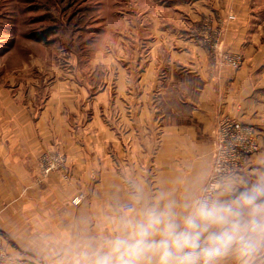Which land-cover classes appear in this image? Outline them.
I'll return each instance as SVG.
<instances>
[{"label": "crops", "instance_id": "0c3cea01", "mask_svg": "<svg viewBox=\"0 0 264 264\" xmlns=\"http://www.w3.org/2000/svg\"><path fill=\"white\" fill-rule=\"evenodd\" d=\"M137 1V17L128 1L116 44L92 50L88 67L0 79V231L14 256L52 264L65 237L125 198L129 176L155 191L212 170L224 116L260 133L242 174L264 167V0ZM225 52L243 65H226ZM46 62L32 59L43 72ZM48 152L67 171L43 178Z\"/></svg>", "mask_w": 264, "mask_h": 264}, {"label": "clouds", "instance_id": "9594fccd", "mask_svg": "<svg viewBox=\"0 0 264 264\" xmlns=\"http://www.w3.org/2000/svg\"><path fill=\"white\" fill-rule=\"evenodd\" d=\"M127 193L94 229L60 242L52 264H264V167L203 169Z\"/></svg>", "mask_w": 264, "mask_h": 264}, {"label": "rangeland", "instance_id": "374dc122", "mask_svg": "<svg viewBox=\"0 0 264 264\" xmlns=\"http://www.w3.org/2000/svg\"><path fill=\"white\" fill-rule=\"evenodd\" d=\"M128 1L137 17V0H0V79L6 87L26 83L31 76L36 81L46 75L52 81L56 63L66 75L78 71V66L88 67L92 50L102 42L116 44ZM52 27L47 42L32 36ZM35 57L48 61L45 72L33 66Z\"/></svg>", "mask_w": 264, "mask_h": 264}, {"label": "built area", "instance_id": "2783aa9c", "mask_svg": "<svg viewBox=\"0 0 264 264\" xmlns=\"http://www.w3.org/2000/svg\"><path fill=\"white\" fill-rule=\"evenodd\" d=\"M231 19L234 15L229 16ZM222 61L233 68H240L244 63V57L240 53L225 52ZM260 133L258 128L251 123H244L232 116L222 117L216 127L213 149V172L224 170L242 174L251 157L260 149ZM42 177H47L54 171H67V160L59 154L48 152L39 158ZM85 194L80 193L74 204L79 205ZM0 264H48L45 261L14 256L9 252L5 242V236L0 231Z\"/></svg>", "mask_w": 264, "mask_h": 264}, {"label": "trees", "instance_id": "16d2710c", "mask_svg": "<svg viewBox=\"0 0 264 264\" xmlns=\"http://www.w3.org/2000/svg\"><path fill=\"white\" fill-rule=\"evenodd\" d=\"M54 27L52 28H47L45 30H43L41 33L38 31H34L32 32V36L37 40V41H41V42H47L48 41V37L50 34H52L54 32Z\"/></svg>", "mask_w": 264, "mask_h": 264}]
</instances>
